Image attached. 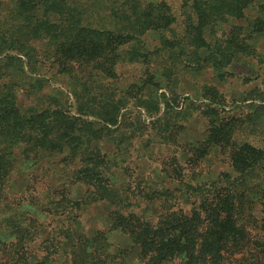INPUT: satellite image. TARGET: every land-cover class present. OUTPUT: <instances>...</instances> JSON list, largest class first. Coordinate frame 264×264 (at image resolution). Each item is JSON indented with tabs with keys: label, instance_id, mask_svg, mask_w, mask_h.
I'll list each match as a JSON object with an SVG mask.
<instances>
[{
	"label": "rangeland",
	"instance_id": "374dc122",
	"mask_svg": "<svg viewBox=\"0 0 264 264\" xmlns=\"http://www.w3.org/2000/svg\"><path fill=\"white\" fill-rule=\"evenodd\" d=\"M162 1L183 35L179 0ZM15 3L0 0L1 21ZM228 12L204 29L226 55L217 67L203 60L204 51L197 62L193 48L182 56L160 49L163 32L143 37L148 55L138 62L126 55L108 77L91 64L60 73L42 40L28 42L32 59L0 58V94L21 107L64 112L82 138L92 130L91 150L107 162L109 176L102 194L84 182L79 143L59 152L39 145L38 157H27L23 142L9 149V177L0 187V264H142L141 246L121 225L154 227L169 214L190 215L221 180L243 195L248 233L264 238L257 195L264 190V0L243 3L236 17ZM14 21L4 30L20 24ZM99 95L121 100L118 126L94 116L90 105Z\"/></svg>",
	"mask_w": 264,
	"mask_h": 264
},
{
	"label": "trees",
	"instance_id": "16d2710c",
	"mask_svg": "<svg viewBox=\"0 0 264 264\" xmlns=\"http://www.w3.org/2000/svg\"><path fill=\"white\" fill-rule=\"evenodd\" d=\"M179 3L183 35L172 28L175 15L170 4L162 0H16L15 10L0 20V58L19 59L13 56L17 53L32 59L28 42L42 40L51 45V57L60 73L65 69L70 75L76 66L84 68L91 64L98 74L108 77L114 75L126 55H130L125 58L130 62H138L148 55L141 52L143 37L163 32L159 35L160 49L182 56L185 49L193 48L191 54H195L197 62L199 51H204L207 58L203 60L217 67L226 55L220 54V44L208 42L204 29L225 21L224 11L236 17L233 12L249 0H179ZM13 21L20 24L4 30L6 23ZM166 32L171 38L164 36ZM101 95L90 105L94 116L103 126H118L124 105L119 98L113 101ZM67 119L69 116L64 112L48 113L31 106L21 107L16 98L0 94V144L3 146L0 187L9 177V168H6L9 161L5 166L4 158L9 157L8 150L14 145L23 142L26 156L38 157L39 145L43 151L59 152L75 142L84 146V156L81 155L84 166L78 174L98 194L108 191L104 185L109 177L107 162L91 150L95 139L92 130L82 138L81 132H76V124ZM222 185V180L212 184L211 191L203 193V199L194 203L190 215L172 213L154 227L149 223L121 225L127 230L125 234L141 246L142 264H264V238L258 240L246 230L243 195ZM241 186L250 187L246 183ZM258 194L264 212V190H258ZM262 220L264 225V217ZM250 242L256 246L251 247ZM228 257L233 260L228 261Z\"/></svg>",
	"mask_w": 264,
	"mask_h": 264
}]
</instances>
